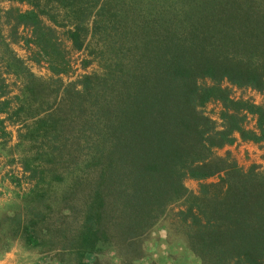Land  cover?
<instances>
[{
  "label": "trees",
  "instance_id": "16d2710c",
  "mask_svg": "<svg viewBox=\"0 0 264 264\" xmlns=\"http://www.w3.org/2000/svg\"><path fill=\"white\" fill-rule=\"evenodd\" d=\"M44 1L71 20L73 48L90 21L100 69L22 116L20 139L36 140V156L22 161L32 183L0 216V236L48 247L63 264H105L104 251L134 264L147 233L172 211L200 264H264V172L212 154L234 132L264 141V106L232 99L221 85L264 89V0ZM14 12L49 70L65 71L34 7ZM3 86L4 133L11 100ZM209 99L222 104L219 128L201 109ZM213 174L196 192L183 183ZM10 245L0 242V251Z\"/></svg>",
  "mask_w": 264,
  "mask_h": 264
},
{
  "label": "rangeland",
  "instance_id": "374dc122",
  "mask_svg": "<svg viewBox=\"0 0 264 264\" xmlns=\"http://www.w3.org/2000/svg\"><path fill=\"white\" fill-rule=\"evenodd\" d=\"M30 1L34 2V6L24 0H0V84L1 81L5 83L3 87L9 90L11 100L8 117L3 122L5 132L0 131V216L2 213H11L23 192L32 183L28 176L30 172L23 169L22 161L25 157L31 160L36 156L33 148L36 140L29 141L24 137L20 139L19 133L23 131L22 116L52 105L65 84L75 81L81 73L100 69L96 58L91 54L97 47L93 44L94 39L89 40L90 21L85 23L87 34L82 46L73 48L66 33L71 27L69 17L63 14L58 5L54 6V2L51 6L44 0ZM31 7L36 10L40 22L51 28L50 39L56 44L58 63L65 66V71L53 73L49 70L46 61L48 55L38 52V46L30 37V26L14 24V10L23 11ZM9 8L11 11L7 13ZM221 85L226 87L232 99L247 100L264 106V89L236 86L227 81H222ZM20 102H23V107L17 111ZM201 109L213 120L215 127L219 128L221 102L209 99L201 105ZM29 121L30 119L27 120ZM244 123L246 127H252L253 115L246 113ZM212 154L225 157L227 162H233L243 171L252 168L264 172L263 140L254 142L243 139L234 132L229 142L213 147ZM219 174L204 179L187 176L183 183L188 190L196 192L200 182L215 181ZM9 237L0 236V242L11 241L7 249L0 251V264H63L57 260L60 255L50 251L48 247L25 246L17 238ZM181 239L182 234L175 216L172 211H166L147 233L144 253L134 260V264H200L198 258L185 249ZM63 257L65 261L69 255L64 254ZM98 257L105 264H118V259L109 252L104 251Z\"/></svg>",
  "mask_w": 264,
  "mask_h": 264
}]
</instances>
